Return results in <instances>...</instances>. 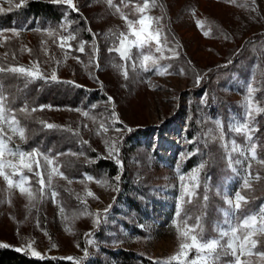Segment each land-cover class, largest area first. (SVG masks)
I'll list each match as a JSON object with an SVG mask.
<instances>
[{"label": "rangeland", "instance_id": "obj_1", "mask_svg": "<svg viewBox=\"0 0 264 264\" xmlns=\"http://www.w3.org/2000/svg\"><path fill=\"white\" fill-rule=\"evenodd\" d=\"M28 1L24 0L23 4ZM73 2L79 11L71 10L82 15L87 32L90 33V28L91 34H81L74 26L65 33L53 29L52 36L47 31L27 30L26 27L0 29V56L14 53L11 57L16 61L15 66L30 68L33 63H38L45 77L50 79L55 70L58 81L73 82L86 89L99 91L102 96L100 101L92 104L96 105L95 108L55 107L47 104L44 106L50 105L51 108L38 109L30 116L19 112L21 107L13 109L16 119L26 129L27 140L32 127L25 123V118L35 116L62 125L65 133L75 137L76 145L75 148L68 146L59 152L66 153L58 160L64 177L54 176L51 188L46 186L42 197L37 178L24 170V174L29 177L25 187L30 186L36 195V199L31 202L18 188H8L3 177H0V244L21 248L22 252L30 255L32 251H37L41 258L70 260L73 264H117L110 259L108 250L134 252L148 260L144 264H153V261L177 253L180 240L173 223L176 221L179 224L187 215L192 217L188 221L192 225L197 216L204 214L206 188L212 190L216 206L218 203L226 206L222 209L223 219L217 227L227 228L226 220L232 224L238 223L236 214L231 215L225 197H234V193L239 190L242 177L246 175L244 168L247 167V161L243 166L234 163L244 157L232 152L231 142L234 140L241 148L248 142L246 134L235 132L231 125L240 122L245 116V99L248 95L246 84L250 79L252 87L256 89L252 97L253 104L263 109L259 93L264 79V38L260 42L252 38L264 35V0H255L254 4L253 0H167V20L160 6H150L144 14L160 18L159 23L155 20L149 23L152 30L161 33L162 51L156 52L153 41L150 51L148 46L143 50L133 47L132 58L127 61L121 59L117 52L109 51L119 46V40L111 33L117 36L120 32L129 34L121 12L131 20L139 19L142 14L133 10L129 17L120 7L119 12L115 7H110L106 0ZM20 3L21 0H11V4L8 0H0V8L4 9L0 14L9 12V8H16L15 5ZM149 3L151 5V0ZM113 4L116 5L114 0ZM137 5L142 6L143 0H139ZM198 21L203 23V28L198 27ZM73 24L74 21L66 26L71 27ZM12 30H16V34ZM206 31L209 32L207 36L204 34ZM69 33L76 34V39L60 47L62 37ZM92 33L96 34L98 60L93 56ZM165 37L169 41L166 47ZM132 39L135 37L129 34V40ZM81 41L86 42L84 52L78 51ZM173 47L179 53L178 57L169 51ZM141 51L157 60V65L148 62L149 71L140 68ZM133 64L136 65L135 69ZM167 65L171 67L167 68L164 75L157 73V67L164 68ZM181 69L183 74H180ZM125 70L127 79L122 75ZM197 74L202 77L199 85L195 82ZM26 83L32 84L34 81ZM5 94L9 98L10 93ZM108 97H112L111 103ZM113 105L122 123L113 124ZM83 112L89 115L86 117L82 115ZM262 112H253L255 119L249 124L250 129H257L255 120ZM191 123H195L198 128L203 147L208 151L213 150L217 158L215 161L231 174L222 192L212 188L211 181H205L202 173L210 161L209 152L205 153L204 167L198 173L196 195L191 198V203L187 202V196L184 197L183 209L177 219L182 183L180 177H184L185 185H191L189 177L202 163L185 171L186 162L196 152L192 151L194 140L188 137ZM101 125L108 130L105 132ZM218 125H222L223 139L220 138L221 129ZM117 127L121 129L120 132L115 131ZM138 131H141L140 135H135L132 143L128 144V136ZM75 132L79 135H74ZM3 134L5 140L8 136L13 137L9 147L18 145L24 151L33 150L23 147L27 140L22 141L18 135H13L7 124L4 125ZM112 139L120 140L117 146L122 168L114 159L107 158L105 141L111 142ZM222 145H227V148ZM129 146H132V150L126 156L124 148ZM69 152L83 155L67 154ZM5 158L13 159L7 155ZM99 159L112 162L117 166L118 173L112 176L107 172L93 171V164ZM13 162L16 161L13 159ZM5 171L10 173L11 169L6 168ZM85 174L94 179L87 180ZM117 175H120L119 182L114 179ZM256 175L251 171L250 182L257 181L254 179ZM12 179L18 180L19 176H13ZM45 181L47 184L46 176ZM97 181L106 183L101 185ZM127 183L131 188H128ZM53 190L57 193L54 200L51 197ZM87 191L94 195L88 196ZM241 194L244 195L243 191ZM131 200L140 203L146 214L133 211ZM210 205L212 209L213 204ZM105 209H108L107 213ZM225 213L230 215L226 216ZM97 218L99 224L94 223ZM179 226L183 228L182 224ZM217 227L214 235H204L205 238L217 236ZM260 236L264 235L257 234L252 238L259 241ZM256 251L257 248L253 253ZM194 256L193 250L188 258ZM225 256H221L217 264H229L235 259L231 256L232 260H224ZM240 261L241 264H252L263 262L264 259L253 254L241 256ZM172 264L177 262L173 261Z\"/></svg>", "mask_w": 264, "mask_h": 264}, {"label": "snow or ice", "instance_id": "obj_2", "mask_svg": "<svg viewBox=\"0 0 264 264\" xmlns=\"http://www.w3.org/2000/svg\"><path fill=\"white\" fill-rule=\"evenodd\" d=\"M54 4H65L68 8L72 9L73 11L78 12L79 9L76 7V4L73 0H51ZM8 3L11 4V0H8ZM24 3V0H21L20 4L15 5V7L19 8ZM106 3L110 7H115L116 11L119 12L120 9L116 5L113 4V0H106ZM255 0H253V4ZM156 0H151V5L149 0H143V5H136V12L141 13L142 15L137 20L128 19L121 12V17L126 21L127 27L129 29V34L135 39L129 40V34L124 32H120L117 36L116 33H111L115 39L119 40V46H115L110 48L109 51H115L119 54L120 58L127 61L130 60L131 57V49L133 47L143 50L146 46L149 47L153 41L156 44V52H161L162 47L160 44V31L159 30H152L151 24L149 23L152 20H155L159 23L158 17H149L146 14L147 9L150 6H155ZM127 6V5H125ZM11 11V8L8 9ZM255 10V9H253ZM4 9L0 8V12H3ZM66 19V18H65ZM198 27L203 28L202 22H197ZM138 26V27H136ZM60 27L62 29H66L65 22H61ZM39 31V29H37ZM14 34H16V30H12ZM47 31L49 36L53 35V30H44ZM88 31L91 33V29L89 28ZM210 31V30H209ZM204 34L207 36L209 32L206 31ZM93 35V56L98 60V46L95 45V33ZM76 34L69 33L66 37H62V43L60 47H64V43L69 40H75ZM127 42V43H126ZM86 42L81 41L79 43L78 51L84 52V45ZM169 41L167 37H165V47ZM71 46L69 45V48ZM30 52L31 49H28ZM174 53L175 57L179 56V53L176 52L175 47L169 49ZM140 56L142 57L140 68L144 71H149V61H151L152 65H157V60L153 58L151 54H144L143 51L140 52ZM231 61H229L230 63ZM91 63V60H90ZM98 67V63H97ZM113 67H117V65H113ZM133 69H135L136 65H132ZM171 67V65H167L164 68L157 67V73L160 75H164L167 72V68ZM2 73H12V74H19L20 76L24 77L26 82H32L37 79H45L46 81L49 79L45 77L44 74L40 71V67L38 63H33L30 68H25L24 66H12V67H2L0 66V74ZM180 74H183V69L180 70ZM122 75L125 79L128 78L127 71H123ZM202 77L197 74L195 82L199 85L200 80ZM50 80L53 82H59L58 77L56 75L55 70H53ZM73 83V82H67ZM79 87V85H76ZM247 93L245 99V116L242 118L240 122H237L231 125L232 129L237 133H245L247 145L244 148L236 145V142L233 140L232 143V152H238L244 159H237L234 161L235 164H239L243 166L245 161H247V167L244 168V172L246 175L242 177V188L248 189L251 188L250 180L252 179L251 176V167L252 161H256L257 163L264 164V159H260L257 156V144L253 142V138L251 133L255 131V128H249V124L255 119L253 116V112L256 113L264 111L257 106H254L252 97L253 93L256 91L252 87L251 79L246 84ZM206 97V94H205ZM108 102H112V97H108ZM204 98H202L203 100ZM8 100V96L4 92V84L3 78L0 77V177H3L4 181L7 183L8 188L16 187L19 189L21 194H25L28 200L31 202L36 199V195L31 189V187H25V184L29 183V177L24 174V170L26 169L28 173L32 174V176L36 177V183L39 184V192L41 197L43 196L45 187L51 188L52 186V179L54 176L59 175L64 177V173L60 171V165L58 163L59 157L62 155H66V153H57L55 156L51 154V150L48 153L40 152L38 149H33L32 151H24L20 148V146L9 147V143L12 141L13 137L8 136L7 140L4 137V125L7 124L8 130L13 133V135H18L19 139L22 141L27 140L26 137V129L21 126L20 121L16 119L15 112L11 109L7 104L6 101ZM45 107L51 108V106H39V110H44ZM92 108H95L96 105H92ZM38 109L36 107L31 108V111L28 109V105L25 104L23 107L19 109V112L25 113L26 115L30 116L31 113L36 112ZM79 110V109H77ZM82 115L88 116V112H83ZM112 122L113 124L122 123L119 121L118 114L115 112L114 105L112 109ZM40 123L47 129L57 128L59 126L47 123L45 121H40ZM86 127V125H85ZM220 127V138L223 139V129L222 125H218ZM101 128L106 132L108 129L104 125H101ZM131 131V129H128ZM71 131V129H69ZM116 132H120V128H115ZM74 135H79L78 132L73 133ZM122 139V138H121ZM120 142L119 139H112L111 142L105 141V147L108 153L107 158H112L115 160L116 164L119 167H123L121 160L119 159V148L118 143ZM83 143L87 144L88 141H83ZM222 147L227 148V145H222ZM71 155H83V153H67ZM9 156L12 157L16 162H13V159H6L5 157ZM229 160L232 162L231 154H229ZM41 161L43 163H41ZM204 167V164L201 163L196 169L193 170L192 175L189 179L192 181L191 185H185L183 183L184 177L181 176V196L177 203V211L176 217L179 219L180 213L183 209L184 197H188V203H191V198L196 195V189L199 187V179L198 173ZM11 169V172H6L5 169ZM19 176L18 180H13V176ZM45 176L47 177V184L45 181ZM85 178L89 181H92L94 178L85 174ZM115 181L119 182L120 175H117ZM255 180L261 179L259 173L254 178ZM101 185L105 184V181H97ZM113 190H118V188H114ZM207 188L205 189L204 194V201L207 202ZM88 196H93L94 194L91 191H87ZM57 196V193L53 190L51 192V197L53 200ZM226 203L230 206L231 215L234 216L238 213L243 204H247L248 200L245 195L241 194L240 190H237L234 193V197H225ZM107 213L108 209L104 210ZM226 216H229L230 213H225ZM99 217V214L97 213ZM192 219V217L185 215L184 219L179 221L177 224L174 221L173 226L176 227L178 233V239L180 240L178 251L175 255L158 261H153V264H172L173 261H176L177 264H217L220 260L221 256L230 255L233 256L235 259L234 261H230L229 264H241L240 257L244 255L251 256L253 254L259 256L260 258L264 259V251H256L253 253V250L257 248V244L260 243L257 239H253L257 234L264 235V205H261L260 208L249 215L244 216L242 219L239 220L238 223L232 224L230 221L226 220L228 223L227 228L217 227V236L211 238H205L204 236V226H203V217L197 216L195 218V222L192 225L188 224V221ZM100 220L97 218L94 223L99 224ZM182 224L183 228L179 225ZM54 246V245H53ZM8 244H0V248H8ZM194 250L195 256L192 259H189V253ZM15 251L20 252L22 251L21 248H15ZM32 255L41 258V254L37 251H32ZM68 259H74L69 257ZM248 264V262H245Z\"/></svg>", "mask_w": 264, "mask_h": 264}, {"label": "trees", "instance_id": "obj_3", "mask_svg": "<svg viewBox=\"0 0 264 264\" xmlns=\"http://www.w3.org/2000/svg\"><path fill=\"white\" fill-rule=\"evenodd\" d=\"M139 0H114V3L124 10L129 17L132 16V11H135L136 5ZM156 4L163 9L164 19L167 20L168 15L166 9L168 8L167 0H156ZM127 5V6H125ZM66 18V19H65ZM65 22L67 25L74 21L71 27L62 29L60 27L61 22ZM74 26L75 29L80 30L81 34H86L87 25L85 19L82 15L74 13L70 8L63 4H54L50 1L44 0H29L19 8H13L7 13L0 14V29L13 28V27H26L27 30H37L44 31L48 30H61L63 33L69 32ZM88 33V32H87ZM91 34V33H88ZM257 38V37H256ZM252 38L253 41L260 42L263 40L264 35L260 37ZM252 41V42H253ZM251 42V41H249ZM250 43L247 44V46ZM246 46V47H247ZM12 53L11 56H13ZM11 56H0V66L2 67H12L16 61L12 60ZM10 57V58H8ZM0 77L3 78L4 91L10 96L8 98L7 105L11 109H18L23 107L25 104L28 105L29 111L31 108L36 107L39 109L41 105L50 104L55 107H91L93 103H96L102 99L99 91L86 89L84 87H77L74 83H67V81L53 82L50 79L43 80L38 79L32 84H27L22 77L17 74L12 73H2ZM260 83V82H259ZM261 90L259 93L260 103L264 109V79L261 81ZM104 97V96H103ZM11 98V99H10ZM27 124L32 127V131L29 133V138L27 142L23 145L26 149H35L48 153L51 150V154L59 153L65 150V147L71 146L75 148V137L63 130L62 125L56 124V122L49 120L59 127L53 129L45 128L40 121H47L42 117L25 118ZM257 124V129L253 132V142L257 144V156L260 159H264V111L255 120ZM61 129L62 131H58ZM195 123H191V127L188 130V137L194 140V146L192 151L195 154L186 162L185 171H189L192 168L199 165L201 162L205 161V153L209 152L210 161L205 170H203V175L205 181H211L213 187L218 192H222L226 181L230 177L231 173L220 166L217 161H215L216 156L213 150L208 151L205 149L204 142L199 140L198 130ZM141 131L131 134L128 136L127 143H132L134 136H139ZM74 138V139H73ZM197 147H196V146ZM132 150V146L124 148V155H128L129 151ZM94 155V154H93ZM124 156V157H126ZM93 171L97 172H107L109 175H116L118 173L117 166L112 162L99 159L93 164ZM251 171L254 174L259 173L261 179L256 182H250L251 188L244 189L242 184L238 187L240 191H243L246 196L248 203L243 204L238 213H236V219L240 220L244 216L256 212L261 205H264V164L255 162L252 164ZM127 176V174H125ZM128 188L130 187L127 183ZM131 188V187H130ZM207 202L205 204V212L202 214L204 235L206 237L215 234L216 227L219 222L223 219L222 209L226 206L223 203L214 202L212 197V190L207 188ZM134 204L133 211L137 213H145L142 206L137 201L131 200ZM213 208L211 209V205ZM146 214V213H145ZM206 219V224L204 220ZM209 222V223H208ZM208 223V224H207ZM136 229V228H135ZM134 229V230H135ZM136 231V230H135ZM260 243L257 244L258 251H264V236H260ZM110 259L114 260L117 264H144L147 259L138 256L134 252L128 251H113L108 250ZM232 260L231 256H225L224 260ZM0 264H73L70 260L65 259H55V258H37L26 252H17L15 247L0 248ZM92 264H100L98 262H93ZM252 264H264L263 262H253Z\"/></svg>", "mask_w": 264, "mask_h": 264}]
</instances>
